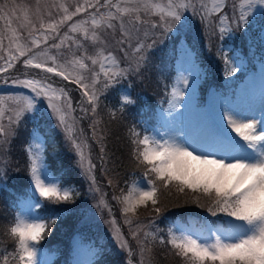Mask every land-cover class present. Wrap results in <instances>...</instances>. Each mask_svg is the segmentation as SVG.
<instances>
[{"label":"snow or ice","instance_id":"6c2138e0","mask_svg":"<svg viewBox=\"0 0 264 264\" xmlns=\"http://www.w3.org/2000/svg\"><path fill=\"white\" fill-rule=\"evenodd\" d=\"M51 6L56 7L55 4ZM59 7L64 12L59 24L72 20L73 16L86 10L76 7L75 12L69 14L67 7ZM88 7L95 9L91 15V30L84 26L87 21L75 22L69 28L71 33H80L83 42L65 33L59 44L51 45L52 48H60L65 46L66 41H71L67 47L74 45L78 54H74L68 64L78 71H69L57 63L56 56L48 55L45 51L34 53L33 48H39L42 43L38 39H32V47H25L17 42V33L12 30L9 41L10 47L15 44L19 57H26L23 60L25 67L42 69L77 85L89 105L81 106V111L85 114L91 112L95 116L101 96L110 90L118 91L116 86L123 80L141 76L147 70L150 52L157 44L164 43L173 34L179 40L178 34L184 27L188 13L193 18L199 17L210 34L219 41L216 54L225 65V75H234L240 70L242 61L239 54L229 55L224 43L248 31L254 14L264 10V0H232L230 15L227 11L228 0H103L102 3L96 0ZM6 8V4H0V19L7 14ZM100 8H107L108 11L102 13ZM8 12H14V9H8ZM48 14L51 15L50 12ZM151 17L158 19L153 21ZM40 27L44 28L45 25L41 23ZM47 28L59 35L56 23H49ZM3 39L0 35V48L3 47ZM47 40L48 36H44L43 43ZM111 41L123 53L122 59L108 47ZM89 47L95 49L91 55ZM42 56H46L52 66H47L46 61L40 59ZM17 58L10 56L12 60ZM86 61H90V64ZM122 63H127L128 67H121ZM96 65H99V72L94 70ZM8 67L11 68L12 64L9 63ZM3 71L6 69L0 68V72ZM12 83L29 89L31 94L9 97L12 101L9 107L0 97V180L6 176L12 141L25 118L36 122L50 110V116L56 119V127L64 131L76 151L82 174L89 182V191L99 193L96 165L90 155H86L83 142L76 137L74 123H69L70 113L74 109L66 88H57L35 79L13 80ZM187 88L189 80L183 75L172 84L168 107L162 108L160 114L164 131L145 128L142 134L135 127L130 129V142L134 146L132 155L138 165L145 167L143 176L146 184L134 181L127 194L122 192L113 199L121 205L124 223L129 226L132 238L137 240L141 258L139 264H144L145 252L151 251L149 242L157 240L161 245H170L183 264H264V91L260 98L259 117L252 108L245 110L229 104L220 122L211 129L204 124L179 135L176 126L178 118L173 113L181 107L180 102L184 100V90ZM135 103L132 96L125 93L119 96L110 115L115 118L117 112L123 113ZM96 123L93 121L91 125L94 135ZM24 150L28 158L31 187L25 197L18 199V211L7 227L6 235L13 240L14 251L8 253L5 250L0 255V264H9L10 260H16L19 264H52L51 260L41 261L42 249L38 246L50 231L49 225L61 218L60 210L48 208L47 216L40 215V210L46 205L71 202L79 191L75 185L65 184L60 176L50 171L44 155V140L38 128L33 129ZM100 151L104 152L103 146ZM162 189H175L179 194L190 192L196 205L205 208L211 217L227 219L217 223L205 218L198 226L170 227L167 240L158 236L160 229L144 231L147 226L140 223L137 213L151 205L158 216ZM202 197L205 203H201ZM96 207L107 208L111 214V208L103 196ZM108 222L112 225L113 239L131 257L132 248L116 220L113 218ZM153 224L154 221H150L148 226ZM90 254L96 255L95 251ZM75 264H93V260L85 262L77 259ZM127 264H132L130 259Z\"/></svg>","mask_w":264,"mask_h":264},{"label":"trees","instance_id":"16d2710c","mask_svg":"<svg viewBox=\"0 0 264 264\" xmlns=\"http://www.w3.org/2000/svg\"><path fill=\"white\" fill-rule=\"evenodd\" d=\"M38 2L43 5L47 4L48 0H0V4L7 5L5 9L7 14L4 19H0V35L7 39L8 29L17 28L15 19L20 18L21 25L23 15L36 13ZM8 9H14V12H8ZM227 11L230 15L232 11L230 4ZM175 35L173 34V37L166 39L162 44H157L151 50L148 68L141 76L123 80L116 86L118 91L110 90L106 95L101 96L95 116L88 112L79 118L83 130L89 132L87 141L98 158L97 182L106 183L118 192L126 190L135 176H143L145 167L138 165L132 155L134 146L130 142V129L135 127L137 130L143 126V123L158 124L157 109L168 98L176 74L174 62L182 39L195 52L196 60L206 72L200 85V92L207 95L211 88L223 92L233 91L232 79L225 75V65L216 54L219 41L210 34L205 24L198 22L196 26L190 24L182 28L178 34L179 40L174 38ZM254 37V32L248 28L247 32L239 33L237 37L226 41H229L232 47L247 60V69L253 75L259 71L257 58L263 54L262 47L264 45V40H256ZM121 54L118 49L119 59ZM121 67L127 68L128 64L122 63ZM246 73L247 70L241 73L238 80H243ZM71 85L76 100L81 101V89L75 84ZM129 85L131 86L129 87ZM125 93L130 94L136 103L129 106L123 113L117 112L116 117L112 118L110 110L116 107L117 99ZM140 118L143 123L139 122ZM24 121L18 130L17 137L12 141V149L7 157L9 162L6 176L0 180V255H3L5 250L8 253L14 251V242L6 235L7 227L13 222L14 215L11 207L16 205L19 198L28 193L27 186L30 177L28 158L24 149L25 137L32 127L31 125L26 126ZM93 121L98 122L95 125V135L91 126ZM37 123L39 132L46 140L45 154L50 169L60 176L65 184L75 185L80 190L79 195L75 196L71 202L46 205L44 209L40 210L42 215L47 216L48 208L55 207L60 210L61 217L57 223L49 225L50 231L46 233L43 242L50 243L48 248L56 249L61 254L69 256L72 251V241L81 235L86 240L94 239L100 243L101 247H104L100 255L102 264H125V255L113 243L109 247H105L107 241H104L103 233L98 227L90 221L86 225L81 223V213L94 201L89 196V183L82 174L76 151L71 142L66 138L63 130L56 127L55 121L47 116H41ZM101 146L104 148L103 153L100 151ZM109 180L112 181L111 184H109ZM192 196L193 194L190 192L179 194L175 189H162L159 194L158 206L161 209L159 215L157 216L152 210V206L149 205L147 208H150V212L139 213L138 219L144 226H148L150 221H154L151 231L160 229L158 236H163L165 240H167V230L171 224L178 219L187 220L188 215L196 216L199 220L198 223H202L205 218L209 221L215 220L217 223H223L227 219L221 217L217 220L216 217H211L205 208L196 205ZM201 203H205L203 197ZM133 240L135 241V239ZM148 247L151 249L149 252L151 264H183V261L174 254L170 245H161L157 240L150 241ZM9 264H19V262L10 260Z\"/></svg>","mask_w":264,"mask_h":264},{"label":"rangeland","instance_id":"374dc122","mask_svg":"<svg viewBox=\"0 0 264 264\" xmlns=\"http://www.w3.org/2000/svg\"><path fill=\"white\" fill-rule=\"evenodd\" d=\"M95 2L96 0H48V3L43 5L41 2L40 3L38 2L37 7L35 9L36 12L35 14L23 15V20L21 25H20L21 19L17 17L15 19L17 28L12 27L10 30L8 29L7 39H3V47L0 48V68L6 69V71L0 72V97L4 98L5 106L9 107L12 105V101L9 99V97L19 98L22 95L31 94L30 90L24 88L22 85L13 84L12 83L13 80L35 79V80L44 81L46 83H51L54 87L57 88L60 87L66 88V91H68V94L71 97L72 108L74 109L70 113L71 119L69 120V123H74L76 137L83 142L85 146L86 155H90L92 162L96 165L95 168L96 186L100 189L99 193H93L89 191V196L92 197L94 202H92L89 206L84 208V211L81 213L82 216L81 223L86 225L90 221L92 224H94V226L98 227L103 233V236L105 238L104 241H107L105 247L107 248L113 243L116 246V248L125 255L124 257L125 264H127L129 259L131 260L132 264H139L141 258L139 255L140 249L137 244V240L135 241L133 240L129 226L124 223V217L120 212L121 205L116 200L113 199V196H120L122 192L124 194H127L130 186L134 181L137 182L138 184H146L144 176L142 175L135 176L132 182L130 183L129 187L127 188V190L121 192L116 191V189H114L111 186H108V184L106 183H98L97 182L98 158L92 151L91 144H89V142L87 141V137H89L87 134H89V132L83 130V127L81 125V120L79 119L82 118L81 115H86L81 111V106L89 107V105L86 102V98L83 96L82 90H81L82 99L81 101H77L72 92L73 86L71 85V83L64 81L61 77L55 76L52 73H47L42 69H36L30 66L25 67L23 60L26 57L18 56V53H16L15 51V44H12V46L10 47L9 37L11 36L12 30H15L18 37L17 40L18 43L23 44L25 47H32V39L34 38L38 39L42 41V43L40 44L39 48H33L34 53L45 51L48 53V55L56 56L57 63L64 65L66 68H68L69 71H78V69H73L68 64V61H71L74 58V54H78L77 49L74 45L71 48L67 47V44L71 43V41H66L65 46H61L60 48H52L51 45H53L54 43L59 44L60 39L64 37L65 33L83 42L82 35L80 33L69 32V28L75 22L87 21V24H85L84 26L88 27L91 30V15L92 13L95 12V9L92 7H88V4H95ZM102 2L103 0H101V3ZM113 2H115V0H113ZM228 3L231 5L232 0L228 1ZM52 4H55L56 7H52L51 6ZM59 5H64L65 7H67L69 10V14L75 12L76 7H81L82 9H86V10H82L80 13L73 16L72 20L66 21L64 24H59L58 21L64 15V12L59 7ZM107 11H108L107 8H100V12L102 13H106ZM49 12L51 13V15L48 14ZM262 12H264V10L257 11L254 14V16L252 17L251 26L249 27L254 32V36H255L254 38L256 40H264V15H262ZM25 16H27V20L25 19ZM151 19L153 21H156L158 18L151 17ZM198 22L201 23L199 17L193 18L191 13H188V18L184 20L183 28L189 26L190 24L196 26ZM41 23L45 25L44 28L40 27ZM49 23L57 24V32L59 35H57V33L51 32V30L47 28V25ZM33 25L35 26V28H33ZM141 35H143V33H141ZM44 36H48V40L46 43H43ZM85 43L87 46V42ZM108 47L111 50H113L115 55H117L118 48L115 45L114 41H111L108 44ZM224 48L226 51H229V55L239 54L240 59L242 61L240 70L237 71L232 76H227L229 79H232V84L231 83L230 84L233 86L232 87L233 91L229 90V92L226 93L211 88L209 90L207 100L205 101L207 95H204L201 92H199V86L202 84L206 75L205 70L199 66L198 61L194 57L195 53L187 45V42L184 39L181 40L178 49V55L174 62V68L176 70V74L174 76L173 83L177 81L180 75H183L186 76L189 80V88L184 90L185 96H184V100L180 102L181 107L176 112L173 113V116H176L178 118L176 126L179 135H183V133L188 130L198 129L204 124H207L208 127L211 129L216 123L220 122V117L223 115L226 106L229 104L236 105L239 108L245 110L248 108H252L255 112V115L259 117L261 111L260 98L262 91H264V45L262 47L263 54L259 55L260 57L258 56L257 58V60H259L258 63L261 62L260 65L261 70H259L257 75L255 74V76L244 77L243 78L244 80H238V79L240 73H243L245 70H247L248 72L247 60L239 53L238 50L232 47L229 41L224 43ZM94 51H95L94 48L92 47L88 48V52L90 55L93 54ZM129 51L131 50L129 49ZM10 56H17L18 58L12 60L10 59ZM122 58H123V53L120 55V59ZM40 59L46 61L47 66H52L51 61L47 60L46 56H42L40 57ZM86 62L90 64V61H86ZM9 63L12 64L11 68L8 67ZM94 70L99 71V65H96ZM85 74L87 75L88 73ZM5 81H7V83H5ZM170 91H171V87L169 93ZM168 99H169V95L167 100ZM167 100L160 105V109L168 107ZM159 114H161V110L159 111ZM45 116L50 118L52 121H55L56 123L55 117L50 116V110H47V114H45ZM28 119H30L31 122H34L31 118ZM141 119L142 118L139 119V122L141 121ZM162 123L163 121L161 120V115H160V126L158 128L161 131H164L163 127H161ZM224 123L226 125V122ZM144 129L145 128L141 126V128H137V131L143 134ZM226 130L229 132L231 131L230 129H226ZM40 135L44 140V146H45V137L41 133ZM232 135L235 136V133H232ZM76 188L78 189V191H80L79 187L76 186ZM0 191H1V186H0ZM101 196H103V198L107 201L108 205L110 206L111 214H109L107 208L96 207ZM17 208L18 207H15V205L11 207L12 210ZM141 212H150V208H141L138 211L137 216ZM40 215L42 214L40 213ZM188 216L189 217L187 220L178 219L177 221L173 222L171 224V227L175 228L177 225H183L186 227L194 226V225L198 226L200 224L198 223L199 220L196 218V216L194 215H188ZM113 218L116 220L117 226L120 228L121 232L123 233L124 237L128 240V243L132 248L133 255L131 257H129L126 251L120 249L116 241L113 239L112 225L108 222ZM144 231L151 232V226L144 227ZM142 238L143 237L141 234V239ZM47 244L41 242L38 247L43 249ZM72 244L73 245H72L71 255L66 256V259L64 260L65 262L64 264H75V261L77 259L85 262L91 259L93 260V264H102L100 263V255H101V250L104 247H101L99 242H96L94 239L87 241L83 237H77L72 241ZM78 249L79 252L77 251ZM91 251H95L96 255L92 256L90 254ZM61 256L62 254H60L59 251L56 249L55 251H46L44 248V250H42L40 259L42 262L51 260L52 264H58L62 259ZM144 264H151L149 259V252L147 251L144 254Z\"/></svg>","mask_w":264,"mask_h":264}]
</instances>
